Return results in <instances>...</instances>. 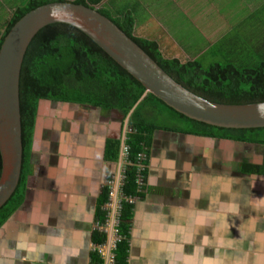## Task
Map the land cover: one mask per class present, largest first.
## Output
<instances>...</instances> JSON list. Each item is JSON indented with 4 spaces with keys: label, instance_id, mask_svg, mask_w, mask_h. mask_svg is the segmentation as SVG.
I'll return each mask as SVG.
<instances>
[{
    "label": "crops",
    "instance_id": "0c3cea01",
    "mask_svg": "<svg viewBox=\"0 0 264 264\" xmlns=\"http://www.w3.org/2000/svg\"><path fill=\"white\" fill-rule=\"evenodd\" d=\"M30 1L0 0V46L15 13ZM168 1L172 6H161V11L163 0H131L125 8L124 0H102L93 7L120 18L131 15L134 36L155 41L166 59L193 61L213 51L214 61L236 66L245 58L235 54V41L249 47V38L237 33L244 32L252 15L264 16V0ZM206 5L241 6L244 11L223 33L214 35L209 27V36L201 30L195 36L186 22ZM202 38L205 45L190 55L185 48ZM56 102L39 103L25 199L0 230V264H104L92 246L102 234L98 226L105 219L99 220L97 208L105 187L113 195L101 207L104 217L106 205L123 191L115 179L122 166L123 116ZM45 114L49 118L42 120ZM235 143L243 142L153 133L147 185L132 195L126 222L127 264H264V176L240 172L241 162L236 167L234 161L242 154L239 148L236 157Z\"/></svg>",
    "mask_w": 264,
    "mask_h": 264
},
{
    "label": "trees",
    "instance_id": "16d2710c",
    "mask_svg": "<svg viewBox=\"0 0 264 264\" xmlns=\"http://www.w3.org/2000/svg\"><path fill=\"white\" fill-rule=\"evenodd\" d=\"M101 1L91 0V5L85 0H77L74 3L93 7ZM50 2L31 0L27 6L19 9L4 38L26 13ZM98 11L117 24L175 81L201 98L222 104L264 102L262 61L256 67H246L245 64L222 65L213 61L204 68L201 59L186 62L166 59L155 41L134 36V20L131 15L120 18L112 15L105 8H100ZM144 92L145 88L139 81L78 29L66 24H52L40 30L27 50L20 79L24 146L22 176L17 191L0 209V230L13 217L25 199L26 166L41 101L90 105L105 112L118 111L126 118ZM129 126L130 132L125 142L130 149L129 162L132 166L126 167L123 186V192L127 197L138 195L135 178L136 158L144 151V147L149 149L152 135L156 130L261 146V163H241L240 172L246 175L264 176V128L226 129L209 126L178 113L152 94H149L135 109ZM146 152L148 153V150ZM113 153L114 158L119 156L114 150ZM1 171L0 154V177ZM110 192L111 188L105 187L99 199L97 211L101 222L105 219L101 207L109 201ZM132 208V204L123 202L120 232L126 235V239L119 242L114 250L116 264H127L129 226L126 222ZM105 239L103 234H97L94 241L95 244H100Z\"/></svg>",
    "mask_w": 264,
    "mask_h": 264
},
{
    "label": "water",
    "instance_id": "95a60500",
    "mask_svg": "<svg viewBox=\"0 0 264 264\" xmlns=\"http://www.w3.org/2000/svg\"><path fill=\"white\" fill-rule=\"evenodd\" d=\"M52 24L70 25L84 33L145 88L143 96L124 120L119 165H122L126 136L130 132V118L149 94L189 119L209 126L226 129L264 128V102L222 104L203 99L175 81L98 8L69 1L46 3L20 18L0 47V209L17 191L23 170L20 100L22 65L34 37Z\"/></svg>",
    "mask_w": 264,
    "mask_h": 264
},
{
    "label": "rangeland",
    "instance_id": "374dc122",
    "mask_svg": "<svg viewBox=\"0 0 264 264\" xmlns=\"http://www.w3.org/2000/svg\"><path fill=\"white\" fill-rule=\"evenodd\" d=\"M131 0H124V3L122 5V8H125L124 4L126 2L129 3ZM161 6H172V4L168 0H163V2L160 3L159 11L162 10ZM128 9L129 6H126ZM202 10L200 14L193 13L189 17L188 22H186V25L189 27H192L193 31L192 34L195 36L200 35V30L203 31L205 36H209V27L212 29V33L214 35L221 34L224 31L227 30L229 21L231 24L235 21L236 15H241L242 11L244 9L241 6H237V9L230 8L228 6H202ZM253 19H259V20H253ZM155 31H157L158 28H153ZM242 33H237V35L242 37L249 38L248 48L244 46V41L237 42L235 41L234 48H235V54L239 58H245L242 61H239V65L245 64L246 67H256L257 64H260L261 61L264 63V16L260 15H252L249 20H247V26L243 28ZM153 34L155 32L153 31ZM183 41H189L187 38L179 36ZM202 39H200L198 42L193 41L192 47L189 46L186 47L187 51L190 55H196L202 47L205 45V43H202ZM185 47V44L182 43ZM188 45V44H186ZM228 45H232V43L228 42ZM218 48V47H216ZM213 51L211 53H208L207 56L204 55L201 59V64L204 68H206L210 63H213L214 58H211ZM200 56V55H199ZM220 62V61H219ZM225 63V62H221ZM223 65V64H222ZM49 101V100H44ZM57 104H63L64 102H56ZM65 104V103H64ZM100 110V109H99ZM49 116H51V112L49 113ZM47 114L43 115V119L45 120L49 118ZM125 118L123 116V122ZM42 127V126H41ZM40 127V128H41ZM39 128V129H40ZM246 144V145H245ZM248 143H235L233 146L236 148L234 150L235 154L239 153L241 149L242 156H238L236 154L237 159L240 161H234V164L236 167H238V164L241 162H247V163H260L261 157H262V147L258 145H254V147H250V145H247ZM240 148V149H239ZM246 149V150H245ZM123 171L121 170L116 175L115 179L116 181L122 180Z\"/></svg>",
    "mask_w": 264,
    "mask_h": 264
},
{
    "label": "built area",
    "instance_id": "2783aa9c",
    "mask_svg": "<svg viewBox=\"0 0 264 264\" xmlns=\"http://www.w3.org/2000/svg\"><path fill=\"white\" fill-rule=\"evenodd\" d=\"M147 150L148 148L144 147V151L139 153L136 158L135 178L139 190L144 189L147 184V162L149 160L146 152ZM129 151V147L124 146L121 188L124 186L126 167L128 165L132 166L131 162H129ZM110 195H113V192H110ZM123 202L133 205V197L125 196L124 192L122 191L119 200H116L115 203L110 201L108 206L106 205V209L104 210L106 212L105 220L102 222V225L98 226V231L101 232L106 237V239L100 244H93L92 250L93 252L99 254L101 259L104 261V264H116L114 250L116 249V246L119 242L126 239V235L120 232Z\"/></svg>",
    "mask_w": 264,
    "mask_h": 264
},
{
    "label": "clouds",
    "instance_id": "9594fccd",
    "mask_svg": "<svg viewBox=\"0 0 264 264\" xmlns=\"http://www.w3.org/2000/svg\"><path fill=\"white\" fill-rule=\"evenodd\" d=\"M129 130H130V128H129ZM128 133H129V132H128ZM128 133H127V134H128ZM125 146H126V142H125ZM148 162H149V160H148ZM148 162H147V163H148ZM122 163H123V162H122ZM148 166H149V164H148ZM148 169H149V168H147V176H148V171H149ZM121 170L123 171V164H122V166H121ZM120 182H122V180H121V181H118L117 183L120 184ZM146 185H147V184H146Z\"/></svg>",
    "mask_w": 264,
    "mask_h": 264
},
{
    "label": "flooded vegetation",
    "instance_id": "af4514ba",
    "mask_svg": "<svg viewBox=\"0 0 264 264\" xmlns=\"http://www.w3.org/2000/svg\"><path fill=\"white\" fill-rule=\"evenodd\" d=\"M223 140H225V139H223Z\"/></svg>",
    "mask_w": 264,
    "mask_h": 264
}]
</instances>
